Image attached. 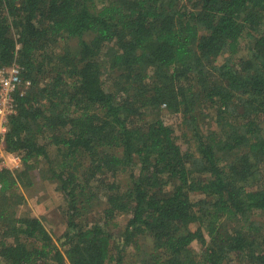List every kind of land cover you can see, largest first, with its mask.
<instances>
[{
	"label": "trees",
	"instance_id": "trees-1",
	"mask_svg": "<svg viewBox=\"0 0 264 264\" xmlns=\"http://www.w3.org/2000/svg\"><path fill=\"white\" fill-rule=\"evenodd\" d=\"M14 61L30 86L4 141L22 167L0 169V264H264V0H0V69ZM41 160L65 201L56 241L17 213Z\"/></svg>",
	"mask_w": 264,
	"mask_h": 264
},
{
	"label": "rangeland",
	"instance_id": "rangeland-1",
	"mask_svg": "<svg viewBox=\"0 0 264 264\" xmlns=\"http://www.w3.org/2000/svg\"><path fill=\"white\" fill-rule=\"evenodd\" d=\"M99 4L100 0H96ZM90 36H84L83 40H89ZM77 39H72L68 42V45L72 48L77 46ZM246 55L245 45L242 43L239 52L237 55L234 56V61L238 60L241 56ZM108 74V73H106ZM159 119L167 126H169L175 133V135L179 138V142L182 145L186 144V136L190 135L188 133L187 127L185 122L180 114H172L169 113L165 108H162ZM146 120V119H145ZM145 122V121H144ZM198 125L199 126H209L207 121H201V117H198ZM45 142V141H44ZM54 151H52L53 155ZM2 161V160H1ZM0 161V163H1ZM40 163V172L33 173V185L30 187H21L18 192L22 194L25 198V203L20 206L17 210L18 214L23 215H32L41 220L46 230L50 233L54 241H56L62 233L65 231L66 228V220H65V201L63 195L56 190V185L53 182H50L45 177H41V172L47 173V163L44 160ZM7 167L9 170L17 171L21 169V165L15 166L13 162L9 160L6 161ZM44 173V174H45ZM121 184H125V180H128L127 176L124 177L120 176ZM97 201V200H96ZM94 201V202H96ZM93 202V203H94ZM96 210L94 213H91L87 216L88 220L91 219L92 221H88L84 219V222H103V217L100 215V210L103 207L102 201H98V203L94 204ZM127 221V216H117L114 219V225L110 226V233L113 236L112 242L119 245V240L121 238V231L124 229ZM255 221L264 224V212L258 214L255 217ZM147 250L151 247L150 240L146 239L145 242L139 241ZM143 247V248H144ZM193 249L196 251L200 250L198 244L193 245ZM115 253L113 255L118 254V250L114 249ZM133 249H128L127 255L124 254V260H128L130 256L133 254ZM66 264H68L66 262ZM232 264H239L237 260H234Z\"/></svg>",
	"mask_w": 264,
	"mask_h": 264
},
{
	"label": "built area",
	"instance_id": "built-area-1",
	"mask_svg": "<svg viewBox=\"0 0 264 264\" xmlns=\"http://www.w3.org/2000/svg\"><path fill=\"white\" fill-rule=\"evenodd\" d=\"M22 67L13 62L0 69V169H8L6 161L13 162L15 166L20 164V158L16 154L5 150V136L9 128V120L17 113V98L22 97L30 86L29 81L21 77Z\"/></svg>",
	"mask_w": 264,
	"mask_h": 264
}]
</instances>
